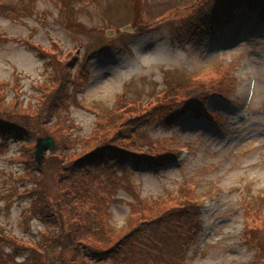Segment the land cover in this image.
I'll return each instance as SVG.
<instances>
[{
  "label": "trees",
  "instance_id": "trees-1",
  "mask_svg": "<svg viewBox=\"0 0 264 264\" xmlns=\"http://www.w3.org/2000/svg\"><path fill=\"white\" fill-rule=\"evenodd\" d=\"M35 1L32 0L33 8ZM52 1L60 8L66 29L76 43L82 36L106 31L83 23L71 1ZM126 1L134 34L169 22L171 38L177 41L213 38L239 7L249 6L264 19V0H199L178 22L153 20L146 4L149 0ZM0 15L17 22L24 13L13 1L0 0ZM123 34L116 28L115 38L109 41L126 48V37L122 36L129 35ZM0 38L8 39L1 34ZM103 43L102 51H106L110 44L107 40ZM29 47L47 61L52 72L49 83L37 86L34 100L25 101L16 88L10 87L11 94L9 85L0 87V141H4L3 146L10 139L18 143L19 159L24 164L23 174L18 177L31 183L23 191L8 188L4 198L10 202L15 192L28 196L29 205L22 215L29 216L26 220L40 217L45 228L33 241H18L10 236L13 251L0 249V262L24 264L20 259L31 256L35 264H50L51 257H55L56 264H96L118 259L130 264H187V252L197 238L201 214L200 203L193 197L192 181L185 182L175 193L158 197L167 200L168 196L173 200L170 204L146 203L130 167L155 168L178 159V148L168 145L167 139H152L144 128L154 123L171 127L184 116L212 119L215 114L206 109V104L214 93L232 90L237 62L223 61L202 73L179 70L170 75L165 88H151L147 99L118 95L111 105L85 106L78 93L89 82L91 73L81 63L80 49L62 53L58 43L50 47L33 43ZM137 100L142 102L140 108ZM71 105L94 113V126L88 134L76 133L78 124L69 114L58 118L70 111ZM215 116L220 118L218 112ZM30 137L33 142L27 141ZM48 137L54 139L55 148L45 152L38 163L34 158L35 143ZM123 191L131 197L126 201L129 223L117 226L113 206L123 201L119 198ZM246 197L249 201L243 206V237L254 251L248 264H264V229L258 224L260 199L251 191ZM150 204L155 211L145 210ZM5 236L0 233V239Z\"/></svg>",
  "mask_w": 264,
  "mask_h": 264
},
{
  "label": "rangeland",
  "instance_id": "rangeland-1",
  "mask_svg": "<svg viewBox=\"0 0 264 264\" xmlns=\"http://www.w3.org/2000/svg\"><path fill=\"white\" fill-rule=\"evenodd\" d=\"M5 1H13L24 15L17 22L0 15V34L8 38H0V87L9 85L11 94V88H16L25 101L34 100L37 86L49 83L52 72L47 61L29 47L33 43L43 47L58 43L62 53L80 49L81 63L91 73L89 82L78 93L85 106L111 105L118 95L147 99L151 88H165L170 75L179 70L202 73L223 61L237 62L232 73L235 87L214 93L207 103V110L219 112V128L213 122L185 116L171 127L154 123L144 128L152 139H167L168 145L178 149L189 145L190 149L184 150L177 164H168L156 173L133 166L131 170L146 203H172L168 196L167 200L158 197L175 193L189 180L193 197L203 199L201 230L188 255V264H248L254 255L243 237V206L249 201V191L260 199L258 224L264 229V19L247 6L239 7L213 38L197 42L174 40L169 22H164L139 34L123 32L129 36H122L126 37V48H122L109 40L115 38L116 28L132 32L126 0H69L83 23L107 31L82 36L78 43L66 29L63 14L54 1L36 0L34 8L32 0ZM198 2L149 0L146 4L153 20L167 18L178 22ZM251 18L254 21L250 22ZM104 40L110 44L106 51H102ZM127 86L129 90L125 89ZM141 103L137 100V107ZM69 109L58 118L69 114L78 124L76 133L88 134L94 126V113L73 105ZM27 141L33 142V138ZM3 142L0 141V233L7 236L0 239V249L10 252V236L18 241H33L45 225L38 216L26 220L29 216L22 215L30 201L22 192H15L10 202L4 198L8 188L23 191L28 182L19 178L24 164L19 159L18 143L10 139L3 146ZM119 198L123 201L114 204L113 220L117 226L128 225V194L120 192ZM145 210L153 212L156 207L150 204ZM118 260L96 264H130ZM20 261L35 264L31 256ZM49 262L56 264L55 257Z\"/></svg>",
  "mask_w": 264,
  "mask_h": 264
},
{
  "label": "water",
  "instance_id": "water-1",
  "mask_svg": "<svg viewBox=\"0 0 264 264\" xmlns=\"http://www.w3.org/2000/svg\"><path fill=\"white\" fill-rule=\"evenodd\" d=\"M54 148V142L52 139H39L36 143V149H35V159L37 162H39L43 156L45 151L48 149Z\"/></svg>",
  "mask_w": 264,
  "mask_h": 264
}]
</instances>
